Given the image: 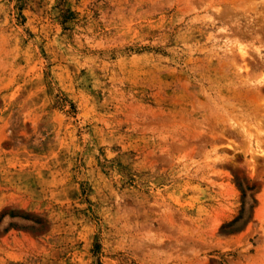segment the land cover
I'll list each match as a JSON object with an SVG mask.
<instances>
[{
  "label": "rangeland",
  "instance_id": "1",
  "mask_svg": "<svg viewBox=\"0 0 264 264\" xmlns=\"http://www.w3.org/2000/svg\"><path fill=\"white\" fill-rule=\"evenodd\" d=\"M0 264H264V0H0Z\"/></svg>",
  "mask_w": 264,
  "mask_h": 264
}]
</instances>
